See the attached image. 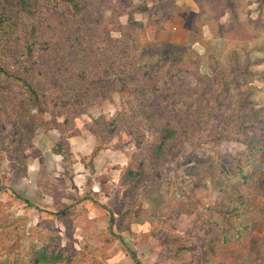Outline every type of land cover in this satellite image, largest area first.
Returning a JSON list of instances; mask_svg holds the SVG:
<instances>
[{
  "label": "rangeland",
  "instance_id": "obj_1",
  "mask_svg": "<svg viewBox=\"0 0 264 264\" xmlns=\"http://www.w3.org/2000/svg\"><path fill=\"white\" fill-rule=\"evenodd\" d=\"M46 1L48 0H36L32 13L37 6L38 11L45 13L44 10L48 3ZM126 1L128 0L119 2L102 0L101 8L105 18H111L113 6L125 5ZM202 2V11L206 14V9L212 1L202 0ZM225 3L219 6L212 3L216 7L215 12H218L221 6L226 5ZM18 4L19 0H0V26H2L0 29V63L1 61H6L7 64L15 63V59L5 53L8 48L13 51L14 43H4L7 36L3 33V25L5 29H7L6 25L12 29L13 25L22 18V14L18 11ZM144 4L147 5V3ZM166 5H168L167 0L153 6L152 9L157 8L160 12ZM144 14L146 13L141 16ZM122 16L121 14L120 17H114L116 25L113 27L115 31L111 33L113 37L119 38L121 33L125 36L131 32L146 33V24L142 19H135L136 23L142 25L141 28L128 23L127 17ZM158 21L162 22V20ZM156 22V15L151 16L150 22H147V28L156 29ZM217 32L216 34H228L227 40L232 38L229 37V29L226 32L222 30L220 33ZM12 33L16 36L18 32ZM194 35L196 45L194 47H191L192 43L184 45L188 49V55L192 58V55L197 50L199 51V45L205 42L197 31ZM164 42L171 43L170 41ZM228 47L232 48L231 45ZM208 49L211 56L202 55L198 67L190 65L185 54L182 55L183 58L172 56L158 67L159 72L155 77L156 85L161 90H169L167 94L173 96L170 99L174 104L172 117L177 119L175 125L186 128L187 133L182 136V144L178 149V154L173 155L174 158L163 165H156L154 170L149 168L143 170V174L147 173V175H144L145 182L136 193L135 200L131 205L127 202L123 204L122 209L114 215V221L111 222V218L109 222L108 215L103 211L98 214H89L85 206L78 203L66 215V219L72 224L66 229L56 217L50 214L52 211L47 210L52 200L57 199L52 192L48 191L50 199H47L46 203L38 201V194L27 197L19 192L20 196L27 197L26 200L28 199L36 208L29 207L11 193L10 190L17 185L15 182L19 179L15 178L12 160L0 154V187L2 188L0 189V214L4 213L10 217L8 219L10 223L17 219H23L26 222V225H21V222L17 221V225L6 223L2 226L0 252L4 249L2 241H6L2 237L4 231L5 233L17 232L14 241L16 251L20 255L31 251L32 244L36 249L42 247L43 237L48 234L51 247L58 244L61 249L65 250V258L71 255L69 264H131L128 259L129 255H126L128 251H131L141 264H213L207 259L204 245L217 239L223 230L227 232L225 228L221 229L224 221L229 226L236 223L228 209L233 205L234 199L228 193L222 195L217 191L219 187H225V177L228 174L226 172H229L231 182H236L239 189L244 191V195H247L245 200L250 201L251 199L250 210H256L257 213L252 218L248 216L247 233L232 234L233 242L225 250L227 254L223 253L217 257L219 260L215 261H223L226 264L228 263L227 258L232 256L236 257L237 264H264V214H260L264 211V158L260 160L262 152L252 151L249 154L250 146L261 134L264 124L256 125L257 121L250 116L251 119L242 118L247 111L250 114L252 109H261L259 118L264 119V99L256 94L258 88L252 83L255 76L253 73L250 75L244 72L240 81H235V83L230 81V85L223 86V79L234 78L238 67H242L240 70L247 71V67L244 66L245 61L241 64L242 60H237V52L225 50L224 46L217 41H213ZM152 52L159 53L160 50L158 48ZM209 63H213V68L208 67ZM210 68L214 69L215 74ZM146 82L150 84L151 80L147 78ZM216 82L219 83L215 85ZM130 99L131 94L128 91L112 93L107 99L96 103L91 108L90 114L72 118V122H68L69 125L65 126L66 129L67 126L70 128L68 135L74 134L75 131L78 134L79 127L96 130L100 117L110 122L123 114H132L127 104ZM159 105L164 104L159 103ZM32 117L36 121L47 124L48 129L55 127L52 117L42 108L34 110ZM63 120L58 116L55 119L56 122H63ZM252 121L254 125L250 126L249 123ZM130 123L141 127L144 124L141 118H132ZM245 124H247L246 127ZM126 125L124 122L125 127ZM151 133L145 131L144 136L151 139ZM138 135H141L139 131L135 134H131L128 130L120 132L118 136H115L113 143L117 148L125 149L124 153H137L134 139L139 138ZM105 142L107 143L108 140L100 138L96 147L99 144V148H102ZM26 151L30 157H39L40 151L33 145L27 147ZM62 152L65 160L68 159V162L74 160L65 147L62 148ZM136 163L138 165V162ZM238 167H243L246 179L238 177ZM133 168H136V165H133ZM101 177V182L104 183L106 178ZM216 181H219L220 185L214 190L213 183ZM102 187L106 189L105 186ZM220 210L226 213L220 214ZM58 211L60 209L52 213ZM238 211H242V208ZM122 215L121 230H117L116 223ZM42 221L48 223L43 227H38V223ZM207 221L212 225L205 227L204 224ZM111 227L116 236L124 239V244H120L116 238L109 236ZM44 228L48 231L39 235V231H43ZM15 259L13 257L6 264H13Z\"/></svg>",
  "mask_w": 264,
  "mask_h": 264
},
{
  "label": "trees",
  "instance_id": "obj_2",
  "mask_svg": "<svg viewBox=\"0 0 264 264\" xmlns=\"http://www.w3.org/2000/svg\"><path fill=\"white\" fill-rule=\"evenodd\" d=\"M119 1L116 0V2ZM167 1L168 5L164 8L171 13L177 12L173 0ZM46 2L48 3L45 13L38 11V6L32 13L36 0L34 3L33 0H19L18 11L22 14V18L13 25L12 29L8 25L5 29L3 25V33L7 36L4 43H14L13 51L8 48L5 53L15 59V63L7 64L6 61L0 63V154L12 160L15 178H24L27 175L28 163L31 158H34L26 153V149L32 145L35 133L39 129L48 130L47 124L36 121L32 117L34 110L42 108L52 117L54 129L61 136L52 150L54 154L62 155V148L65 147L67 150L69 148L67 137L70 128L67 126L66 129L65 126L69 125L68 122H72V118L90 114L91 108L96 103L107 99L114 92L128 91L131 99L127 104L132 114H123L110 122L100 117L98 128L88 130L108 141L127 130L131 134L140 132L139 138L134 139L137 153H126L128 165L123 169L119 181V186L124 189L126 202L131 205L139 188L145 182L143 178L147 173L143 174V170L145 168L154 170L156 165H163L174 158L173 155L178 154L182 144V136L187 133L186 128L175 125L177 119L172 117L174 104L170 99L173 96L167 94L169 90H161L156 85L155 77L159 72L158 67L172 56L183 58L184 54L185 58L189 59L190 65L198 67L202 55L195 52L192 58L184 46L186 44L150 41L143 32H131L126 36L121 33L119 38L113 37L111 33L115 31L113 27L116 25L114 17L126 15L128 23L142 28L141 24L136 23L135 14L148 13L149 16L156 14V10H149L144 3L129 10L132 3L128 0L125 5L113 6L111 18H105L101 8L102 0H48ZM24 18L26 20H23ZM196 27L193 28V35L197 31L202 38L201 25ZM15 31L18 32L16 36L12 35ZM158 48L159 53L152 52ZM212 65L213 63H209L208 67ZM250 65V62H245L247 71L240 70L242 67H238L234 78L223 79V86L227 87L231 82L240 81L244 72L251 75ZM212 73L215 74L214 69ZM147 78L151 80L150 84H147ZM218 83L216 82L215 85ZM159 103L164 105L161 106ZM260 111L261 109H252L250 114L247 111L242 118L253 117V120L257 121L256 125L264 124V119L259 118ZM57 116L62 117L63 122H56ZM132 118H141L143 127L130 123ZM254 121L249 123L250 126L254 125ZM124 122L127 124L126 127ZM244 126L246 127L247 124ZM145 131L152 132L151 139L144 136ZM255 139L250 146L249 154L252 151L262 152L260 160H263L264 129ZM99 147L98 144L93 154L98 152ZM253 164L256 165V163ZM133 165H136V168H133ZM238 171V177L246 179L243 167H238ZM226 173L228 174L225 177V187H219L217 191L222 195L228 193L234 199L233 205L228 209L236 223L229 226L224 221L220 227L225 228L227 232L222 229L224 232L222 231L217 239L204 245L207 259L213 264H224L223 261L215 260H219L217 257L223 253L227 254L225 250L233 242V235L237 232L247 233L248 216L252 218L257 213L256 210H250L251 199L245 200L247 195H244V191L239 189L236 182H231L229 172ZM219 185V181L214 182L213 189L216 190ZM11 192L17 199L33 207L30 201L13 190ZM223 198L222 196V200ZM78 203H80L79 200L50 214L68 229L72 224L66 219V215ZM239 208H242V211L239 212ZM224 213L226 211L220 210V214ZM260 214H264V211ZM123 215L116 223L117 230H121L120 222ZM9 218L4 213L0 214V229L6 223H10ZM114 220L115 217H112L111 222ZM17 221L21 222V225H26L23 219H17L10 224L17 225ZM47 223L42 221L38 223V227H43ZM211 225L212 223L208 221L204 224L205 227ZM46 230L48 231L44 228L43 231H39V235L45 234ZM16 234L17 232L3 231L2 237L6 241H2L4 249L0 252V264H6L13 257L16 258L13 264H69L71 262V255L65 258V250L58 244L51 247L48 234L43 237L42 247L36 249L32 244L31 251L20 255L15 247ZM109 236L116 238L120 244H124L122 238L115 235L112 227L109 229ZM214 244L216 245L213 246ZM5 258H7L6 261ZM133 258L136 264H140L135 256ZM227 259L226 264H237L236 257L230 256Z\"/></svg>",
  "mask_w": 264,
  "mask_h": 264
},
{
  "label": "crops",
  "instance_id": "obj_3",
  "mask_svg": "<svg viewBox=\"0 0 264 264\" xmlns=\"http://www.w3.org/2000/svg\"><path fill=\"white\" fill-rule=\"evenodd\" d=\"M165 1L131 0L129 10L143 2L147 3V8L151 10L153 6ZM210 1L216 3V6L221 3L223 5L225 2L226 5L221 6L218 12H215L216 7L210 3L205 14L202 11V3L205 1L173 0L177 12L171 13L165 8L159 12L156 8L157 22L155 25L157 27L154 30V27L147 28V22H150L151 17L148 13L143 16L136 13L135 19L140 18L146 24L148 39L186 45L192 43L191 47L196 45L192 33L193 28L201 25L200 33L205 42L199 45L197 52L205 57L211 56L208 46L210 47L213 41L220 42L227 51L237 52V60H242L241 64L243 61L251 63L249 70L255 74L252 83L258 88L256 94L264 99V0ZM122 17L126 18V15ZM228 29L229 37H232L230 40H227L228 34L220 33V30L226 32ZM60 139L59 132L53 128L39 129L35 133L32 145L40 151V156L31 158L26 177L17 180L18 182H15L17 185L10 191L13 190L18 195L24 193L27 197L38 194V201L43 203L50 199L48 197V191H50L57 199L52 200L51 205L49 203L50 207L47 210L52 212L61 210L79 200L89 214H98L103 211L108 215L110 222L112 216L114 217L126 203L124 189L119 186L121 173L128 165L125 149L117 148L113 143L115 139H112L105 142L102 148L93 154L100 138L86 130L85 127H79L78 134H70L67 137L69 154L74 159L68 162V159L65 160L62 155L53 153L52 148ZM101 176L106 178L104 183L101 182ZM35 184L37 186H34ZM21 196L24 199L27 198L24 195ZM33 207L36 208L34 205ZM122 241L124 242V239ZM126 255H129L128 259L131 264H136L133 258L135 255L131 251H128ZM136 260L140 262L137 258Z\"/></svg>",
  "mask_w": 264,
  "mask_h": 264
}]
</instances>
